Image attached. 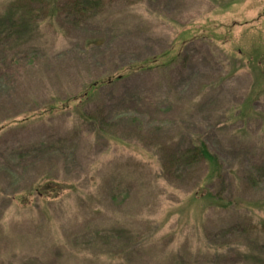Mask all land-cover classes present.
Returning <instances> with one entry per match:
<instances>
[{
    "label": "rangeland",
    "instance_id": "1",
    "mask_svg": "<svg viewBox=\"0 0 264 264\" xmlns=\"http://www.w3.org/2000/svg\"><path fill=\"white\" fill-rule=\"evenodd\" d=\"M192 141L213 183L171 165ZM261 166L264 0H101L0 31V264H249Z\"/></svg>",
    "mask_w": 264,
    "mask_h": 264
},
{
    "label": "trees",
    "instance_id": "2",
    "mask_svg": "<svg viewBox=\"0 0 264 264\" xmlns=\"http://www.w3.org/2000/svg\"><path fill=\"white\" fill-rule=\"evenodd\" d=\"M99 6H101V0H14L7 5L5 14L0 17V31L4 33V36L9 32L11 34L14 32L16 37L18 35L24 37L29 32L36 30L39 23H52L61 11H74L76 16L82 17L94 13ZM170 162L173 166L204 165L206 173L202 181L203 184L213 183L222 175V167L218 158L200 141H192L189 147L174 158L172 157ZM260 170V176H264V166H261ZM166 173L168 174V172ZM251 180L254 179L251 178ZM189 200L194 203L201 202L211 204V206L226 207L223 200L215 198L210 192L202 194L196 191ZM231 205L235 206L236 202H232ZM255 228L264 234V220H261ZM216 250L218 249L215 248L214 252ZM216 254L217 252L214 254L215 259L213 258L210 264H224V259L228 257L226 254L229 253L226 252L217 257ZM236 255L239 256L238 253ZM241 256L244 263L264 264V251L260 255L248 251L247 254L244 253Z\"/></svg>",
    "mask_w": 264,
    "mask_h": 264
}]
</instances>
